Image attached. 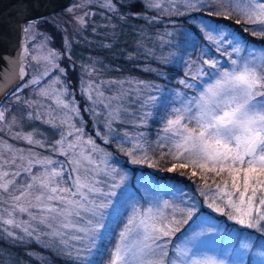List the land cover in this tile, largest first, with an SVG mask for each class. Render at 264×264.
Instances as JSON below:
<instances>
[{
	"label": "snow or ice",
	"instance_id": "6c2138e0",
	"mask_svg": "<svg viewBox=\"0 0 264 264\" xmlns=\"http://www.w3.org/2000/svg\"><path fill=\"white\" fill-rule=\"evenodd\" d=\"M145 6L161 16L206 15V20L191 17L198 21L190 26L196 30L195 36L170 21L173 30L164 33L168 39L162 43L194 51L199 46V51L195 59L189 56L186 61L183 51L161 56L148 52L162 65L184 61L185 70L175 88L144 80L96 83L90 79L81 87L92 104L86 111L96 117L103 115L107 130L103 135L97 130L96 135H102L106 144L115 140L132 164L157 167L170 159L173 162L166 171L190 169L180 174L199 176L198 191L209 209L264 236V46L250 49L241 35L264 39V0H181L180 4L146 0ZM102 7L117 11L112 0H103ZM233 17L234 24L241 26L236 31L216 22V18ZM75 19L81 26L85 24L84 16ZM34 27L29 23L22 29L29 39H33L29 34ZM44 47L41 44L31 56L43 71L17 87L16 93L39 85L52 69L65 71L56 62L59 54L53 49L45 53ZM29 54L24 47L19 55L17 78L21 81ZM85 71L96 73L94 67L85 66ZM145 71L167 77L157 68ZM59 84L57 77L35 93L50 104L23 101L28 108L36 107L28 117L57 130L59 138L47 142L36 139L34 132L13 136L54 155L0 141V231L5 237L20 243L26 238L37 243L47 239L44 247L56 249L71 264H245L246 259L247 264H264V243L253 251L251 236L243 232H228L217 239L221 229L199 214L196 203L186 201L179 187L173 186L175 195L169 200L146 198L141 204L129 187L128 173L86 135L82 119L77 126L74 118L80 116V110ZM125 84L133 87L125 88ZM105 85L118 89L106 95ZM14 95L19 103L20 96ZM6 111L0 110V123L6 122ZM154 119L161 126L156 140L151 141L146 130ZM16 123L13 117L9 129ZM114 123L130 124L132 130L118 132ZM156 152L158 157L153 155ZM181 233L182 238L174 242Z\"/></svg>",
	"mask_w": 264,
	"mask_h": 264
},
{
	"label": "rangeland",
	"instance_id": "374dc122",
	"mask_svg": "<svg viewBox=\"0 0 264 264\" xmlns=\"http://www.w3.org/2000/svg\"><path fill=\"white\" fill-rule=\"evenodd\" d=\"M120 0H112L114 4L117 6L116 12H110L108 9L102 7L103 0H74L68 7L63 10H60L54 14L46 16L44 19H37L34 21L27 22L25 26L29 23H34L35 27L32 30L31 35L33 39H29L28 36L25 35L27 47L29 49L28 55V63H27V77L25 80L18 86L20 87L22 84H26L28 80H31L33 77L39 75L43 68L38 66L36 62L31 59L32 55L37 54V50L41 44H44L45 47L43 51L46 53L48 49H53L59 54V59L56 61L60 68H63L65 71L63 73L59 72L58 69H52L48 77H45L39 85H30L26 88H23L22 91L16 93V89L2 102L0 105V110L7 109L5 112L6 122L0 123V141H7L9 144L14 145L16 148L20 149H28L34 148L36 152L41 153L42 155H54L46 148H39L38 146L28 145L24 140L14 139V133H28L34 132L36 134V139L46 140L47 142H52L59 138V132L57 130H53L49 125L42 122V120L32 119L28 117V113L35 112L36 107L28 108L25 106L23 101L25 100H43L44 104H50L51 101L46 100L44 98L36 96V92L40 87H43L50 83L52 79L59 78L60 84L57 87H65L68 92L67 98L69 100H75L77 107L80 110V116L74 118L77 121V126H79V121L82 119L83 127L86 135L93 137L97 145L101 148L105 149L107 152L111 153L112 159L111 162L120 167L118 165V161L115 160L114 155L111 151L107 150L102 143L99 142L98 138L104 142L102 139V135L106 133V129L104 127V117L103 115L96 117L92 114L91 111H86V109L92 107L90 101L87 100L86 96L82 94L81 87L86 86L87 82L91 79L96 83H99L101 80H115V78H107L103 75L104 72H100L96 70L95 74L90 75L85 71V66L87 67H95L98 61L102 60V56L94 54L93 51H97L100 48L105 47L106 38L109 35L111 36L112 32L110 27L113 26L112 22L114 21L115 15H118L120 18L124 17L125 12H129L130 15H133V11L122 10L119 9ZM142 2V7L144 10L148 11L147 13H138L139 16H134L136 18H142L150 20L151 17H159L158 20L162 22L161 27H152L142 26L137 23L136 25V33L135 37L137 40H142V38H153L158 39L159 44L163 43V40L168 39V37L164 36L166 31H172L173 25L170 21L175 20L171 17L164 18L163 16L168 15H157L159 14L154 9L146 8V0H140ZM177 4L181 3V0H176ZM79 5V7H76ZM167 6V5H165ZM73 8L72 12H69V8ZM180 11L183 12L184 8L181 7ZM87 13V15H85ZM137 13V12H136ZM156 15V16H155ZM84 16L85 24L81 26L77 23L76 17ZM122 19V18H121ZM65 40H67V45L65 44ZM250 49H257L255 47H248ZM199 51V46L196 51L192 50V48L185 49L184 61H186L189 56L192 59L196 58V54ZM96 53V52H95ZM67 58V59H66ZM63 60V62L61 61ZM184 61H183V73H184ZM222 64L227 66L224 59L221 60ZM69 68L73 72L71 78L67 79L66 76L69 73ZM160 70V68H159ZM77 76V91L82 96V106L79 105V99L75 96L71 85H73V76ZM183 76V75H182ZM131 86V85H130ZM127 84L124 85L125 88H129ZM133 87V86H131ZM118 86L115 85H105L104 90L106 95H112L115 91H117ZM18 94L21 98L20 102H15V95ZM190 94H192L190 92ZM83 111L85 115L81 112ZM13 117L16 118L17 123L12 125L11 129H9V122L12 121ZM113 128L118 130L116 127ZM97 130L102 134L101 136H97ZM57 159L63 160L64 157L57 156ZM128 184L132 192L135 193L137 199L140 200L141 204H145L146 198H156L160 200H169L173 195H175V191L173 185L169 183H159L154 182L150 179H141V178H130L128 176ZM180 195L189 203L195 202L198 208V211L201 209L202 212H212L218 218L224 219L225 223L233 224L235 229H242L243 233H248L249 229H245L240 225H237L234 221L228 220L226 216L213 212L211 209L207 207V204L204 201V198L200 194H193L192 192H181ZM146 206V205H145ZM199 213V212H198ZM220 216V217H219ZM205 217V215H204ZM27 219L26 216L22 217ZM208 218V217H206ZM211 221V224L216 225L221 231L217 233V239L224 238L228 232L235 234V231H230V229H225L223 227V223L221 224L219 220L208 218ZM19 231V230H17ZM252 233L249 235L252 238L253 242V251H258L260 245L264 243V236L259 233L251 230ZM182 238V235L178 237ZM258 238V244L254 243L253 239ZM247 264V259L245 261Z\"/></svg>",
	"mask_w": 264,
	"mask_h": 264
},
{
	"label": "trees",
	"instance_id": "16d2710c",
	"mask_svg": "<svg viewBox=\"0 0 264 264\" xmlns=\"http://www.w3.org/2000/svg\"><path fill=\"white\" fill-rule=\"evenodd\" d=\"M118 2L120 5L119 9L124 11L129 10L133 11V13L148 12L140 7L143 5L140 0H120ZM203 11L204 10H202V12ZM193 16L200 17L205 20L208 19L206 15L202 16L201 13L196 12L190 13L187 16L174 15L171 16V18L175 20V24L192 31L195 36L196 30H193L190 26L194 23H198V21H193L191 19ZM45 17L40 19H44ZM163 17L168 18L170 16ZM234 19L235 17H233L232 20L216 18V22H219L222 27L226 26L228 31H236L237 28H240L241 26L235 25ZM137 23L142 26H149L150 28H159L161 27V24H163L159 21H151L140 17L136 18L133 15H130L129 12H125L122 19L118 15H115L114 21L112 22L113 26L110 27L112 34L110 37L109 34L105 39V47L100 48L97 51H93L94 54L102 56V60L98 61L95 65V69L102 73L104 72V77L115 78V80H144L155 82L159 85H165L166 88L178 87L176 81L183 75V61L162 65L152 56L148 55V52L153 51L156 56H161L167 55L170 52L178 53L183 51L185 55V49H177L167 45L162 46V43L159 44V40L157 38L153 39L144 37L142 40H137L135 37ZM241 35L248 40V47L260 49L264 46V39L252 37L250 34L242 32ZM61 61L63 62L62 59ZM146 68H160L161 71L167 73V77H159L154 72L145 71ZM72 73L73 72L69 68V73L66 78H71ZM72 79L73 85H71V88L75 96L79 99V105L82 106V96L78 93L76 86L77 76L74 75ZM127 86L130 85L127 84ZM134 96L135 94L133 93V97ZM125 103L127 104V101ZM81 112L86 116L83 111ZM160 126L161 125L157 120H150L149 127L146 130L149 140H156ZM114 127L121 131L124 129H128L129 131L132 130V126L130 124L114 123ZM98 140L107 150L112 152L115 160L118 161L120 168L125 170L130 178L150 179L154 182L169 183L182 189V192L199 194L198 185L201 183L199 176L189 178L188 175L180 174L181 172L187 173L190 169L178 168L177 171L170 173L166 171V169L170 167L173 162L170 159L160 161L157 167H150L148 164H132L130 158L119 151L115 140L107 144L100 140V138H98ZM153 155L158 157L159 152H156ZM175 163L179 164L182 163V161H175ZM201 211V209L198 211L199 214L203 216L205 215V217L222 221L220 223H223V227L225 229H230V231H235V233L242 232L241 228L235 229L233 224L225 223L224 219L221 220V218H218V216H215L212 212L208 211L200 213ZM248 233L250 234L252 231L248 230ZM181 235L182 233L178 234L177 237L173 238V241L176 242L178 237ZM253 241L258 244L259 239L255 238ZM47 243V239H41L40 242L37 243L36 241L29 240L27 238L23 243L16 242L9 237H5L4 233L0 231V264H71L68 257L57 255L56 249H52L50 251L48 248L44 247Z\"/></svg>",
	"mask_w": 264,
	"mask_h": 264
},
{
	"label": "water",
	"instance_id": "95a60500",
	"mask_svg": "<svg viewBox=\"0 0 264 264\" xmlns=\"http://www.w3.org/2000/svg\"><path fill=\"white\" fill-rule=\"evenodd\" d=\"M72 2L73 0H0V105L24 81L17 77L19 55L27 47L25 33L22 31L25 24L63 10ZM27 63L28 56L24 59L25 78Z\"/></svg>",
	"mask_w": 264,
	"mask_h": 264
}]
</instances>
